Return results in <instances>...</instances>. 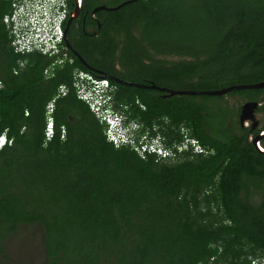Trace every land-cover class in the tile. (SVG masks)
I'll return each instance as SVG.
<instances>
[{
    "label": "trees",
    "instance_id": "1",
    "mask_svg": "<svg viewBox=\"0 0 264 264\" xmlns=\"http://www.w3.org/2000/svg\"><path fill=\"white\" fill-rule=\"evenodd\" d=\"M12 8V0H0V134L11 139L0 148L1 253L19 238L37 247L39 264H207L212 256L216 264H249L264 255V212L242 195L264 155L225 131L205 129L211 110L202 112L197 98L214 96L161 99L109 80L117 86L116 111L139 124L135 144L115 146L106 124L76 95L75 71L89 70L75 56L54 64L60 53L16 52L3 21ZM78 51L109 69L110 50L108 59ZM143 63L183 65L176 71L181 90L264 79V0L128 3V64ZM60 85L66 93L59 94ZM57 94L54 133L46 139V105ZM136 97L147 110L134 108ZM153 124L158 130L146 129ZM157 134L170 153H140Z\"/></svg>",
    "mask_w": 264,
    "mask_h": 264
},
{
    "label": "flooded vegetation",
    "instance_id": "2",
    "mask_svg": "<svg viewBox=\"0 0 264 264\" xmlns=\"http://www.w3.org/2000/svg\"><path fill=\"white\" fill-rule=\"evenodd\" d=\"M133 1L135 0H64L65 17L62 23L61 62H74L73 56H75L89 70L88 73L91 71V75L98 78L105 77L118 84L144 88L149 91L146 92L148 95L161 99L183 95L169 93V90H181L175 88L182 83L180 75L176 71L180 68L184 69L183 65L174 63L128 64V3ZM134 32L138 34L139 30ZM78 48L83 49L86 53L92 50L93 55L98 59L102 58V55L108 59L107 51L110 50L112 60L110 66L108 65L109 69L95 68L81 56ZM157 56L165 60H168L166 57L177 58L169 61L187 59L179 55L158 54ZM93 70L98 73L93 74ZM196 79L197 77L194 76L191 80ZM183 80H187V78ZM120 81L145 86L124 84ZM252 83L256 82L220 85L216 89ZM151 85L156 87H151ZM112 86L113 92L116 91L117 86ZM185 90L187 89L181 91ZM184 95L198 97L201 94ZM212 96H214L213 101L197 98L199 103L206 108L202 112L209 113L207 109L211 110V117L208 119L211 128L205 127V129L207 131L210 129L217 132L225 131L227 137L235 138L240 142L241 147L248 145L264 155V86L230 89ZM187 99L186 106L191 101L190 98ZM146 101L156 102L148 99ZM137 107L147 110L146 104L142 103L138 97L135 98L134 105V108ZM151 109L156 110L155 107ZM146 129L158 130V127L154 125L148 126ZM248 185L249 192L242 193V195L248 203L255 206L256 212L263 215L264 210L261 207L264 206V165H257L256 174L250 176Z\"/></svg>",
    "mask_w": 264,
    "mask_h": 264
},
{
    "label": "built area",
    "instance_id": "3",
    "mask_svg": "<svg viewBox=\"0 0 264 264\" xmlns=\"http://www.w3.org/2000/svg\"><path fill=\"white\" fill-rule=\"evenodd\" d=\"M12 7V11L3 16V21L10 27L13 37L11 43L16 52L38 51L48 56L61 54L62 23L65 17L64 0H12ZM60 62L61 57L55 59L53 63ZM48 72L49 70L46 71ZM84 76L88 78V81L83 80ZM73 86L77 97L87 103L100 122L106 124L105 134L110 142L115 146L128 142L134 143L133 139L128 137V128L122 125L123 115L113 106L111 97L113 86L107 78H98L75 71ZM66 91L65 85L59 86V94H64ZM59 94L46 105V139H50L54 133L52 113L55 99ZM192 142L195 151H202L196 140ZM10 143L11 139L3 133L0 134V148ZM185 146V143L180 144L179 149ZM145 149H147L146 145H141L138 151L142 153ZM169 153V150H162V156H167ZM210 259L213 260L214 257ZM249 264H264V255L251 258Z\"/></svg>",
    "mask_w": 264,
    "mask_h": 264
},
{
    "label": "rangeland",
    "instance_id": "4",
    "mask_svg": "<svg viewBox=\"0 0 264 264\" xmlns=\"http://www.w3.org/2000/svg\"><path fill=\"white\" fill-rule=\"evenodd\" d=\"M168 60H175L176 57H166ZM33 234L29 232L28 236L36 235L35 229ZM28 236L27 239L28 240ZM23 240V239H22ZM5 251V258L4 256ZM40 252L37 251V247L30 241H20L19 238L16 240L9 239L3 252H0V264H39ZM42 258V257H41Z\"/></svg>",
    "mask_w": 264,
    "mask_h": 264
},
{
    "label": "clouds",
    "instance_id": "5",
    "mask_svg": "<svg viewBox=\"0 0 264 264\" xmlns=\"http://www.w3.org/2000/svg\"><path fill=\"white\" fill-rule=\"evenodd\" d=\"M77 72H81L82 74H90V73H88V72H85V71H83V70H77ZM83 80H85V81H88V78H86V76H84L83 77ZM111 97H112V93H111ZM118 112V111H117ZM125 120V117L123 116V119H122V125L125 127V128H128V137L130 138V139H133V144H135V140H134V137H133V133H134V131H136V130H138L139 129V124L137 123V122H135V121H129V122H125L124 121ZM2 134V133H1ZM3 134H5L4 132H3ZM6 135V134H5ZM106 135V134H105ZM107 138V137H106ZM108 140V139H107ZM185 141H188V140H185ZM192 145H193V147H194V144H193V142L190 140L189 141ZM128 143H130V142H128ZM128 143H126V144H128ZM131 144V143H130ZM142 145H146V147H147V149L149 150V151H154V152H156L158 155H161L162 156V150H165L166 151V149H164L163 148V146H162V142H161V138H160V136L157 134L156 136H154V137H152L150 140H149V142L147 143H142ZM195 149V148H194ZM212 257H214V256H212ZM215 257H214V259L213 260H211L210 259V261H209V263L208 264H216L215 263ZM217 264H222V263H217Z\"/></svg>",
    "mask_w": 264,
    "mask_h": 264
},
{
    "label": "water",
    "instance_id": "6",
    "mask_svg": "<svg viewBox=\"0 0 264 264\" xmlns=\"http://www.w3.org/2000/svg\"><path fill=\"white\" fill-rule=\"evenodd\" d=\"M121 83L124 84H134L137 86H145L143 84H136V83H130L127 81H120ZM264 86V80L256 82V83H252V84H237V85H232L229 87H225V88H221V89H213V90H185V91H181V90H169L170 94H221L224 93L225 91H228L230 89H236V88H245V87H263ZM151 87H156L154 85H151Z\"/></svg>",
    "mask_w": 264,
    "mask_h": 264
}]
</instances>
